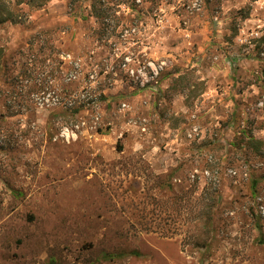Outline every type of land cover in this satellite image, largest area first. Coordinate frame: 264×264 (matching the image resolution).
<instances>
[{"label":"rangeland","instance_id":"rangeland-1","mask_svg":"<svg viewBox=\"0 0 264 264\" xmlns=\"http://www.w3.org/2000/svg\"><path fill=\"white\" fill-rule=\"evenodd\" d=\"M99 1L0 25V264H264V0Z\"/></svg>","mask_w":264,"mask_h":264},{"label":"trees","instance_id":"trees-1","mask_svg":"<svg viewBox=\"0 0 264 264\" xmlns=\"http://www.w3.org/2000/svg\"><path fill=\"white\" fill-rule=\"evenodd\" d=\"M51 0H16L15 5H13V9L10 8L11 2L6 0H0V25L6 23V22H16V17L18 15H15L14 11L16 10V7L27 4L31 8L35 9H41L44 4L48 3ZM69 1V5L71 9L76 11V15H74L76 18L81 17L82 19H86L85 16L82 14V6L80 3L85 0H67ZM89 1V8H90V14L89 17L96 18V21L104 22L108 20V13L109 10L107 8H104V3L100 2L99 0H88ZM14 10V11H13ZM76 112H80L78 109ZM252 138V137H251ZM253 140V139H252Z\"/></svg>","mask_w":264,"mask_h":264}]
</instances>
